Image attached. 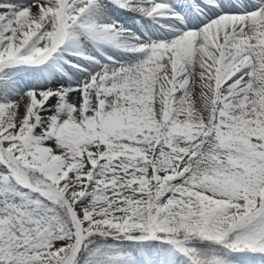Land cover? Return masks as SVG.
<instances>
[{
	"label": "snow or ice",
	"instance_id": "6c2138e0",
	"mask_svg": "<svg viewBox=\"0 0 264 264\" xmlns=\"http://www.w3.org/2000/svg\"><path fill=\"white\" fill-rule=\"evenodd\" d=\"M0 264H264V0H0Z\"/></svg>",
	"mask_w": 264,
	"mask_h": 264
}]
</instances>
